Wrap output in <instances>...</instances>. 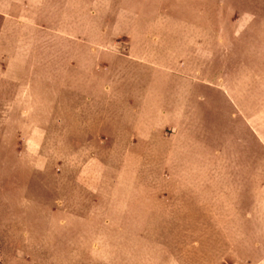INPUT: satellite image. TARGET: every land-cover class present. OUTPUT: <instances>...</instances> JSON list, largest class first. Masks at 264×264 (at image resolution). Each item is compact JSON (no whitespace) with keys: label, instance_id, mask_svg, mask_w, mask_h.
Instances as JSON below:
<instances>
[{"label":"rangeland","instance_id":"374dc122","mask_svg":"<svg viewBox=\"0 0 264 264\" xmlns=\"http://www.w3.org/2000/svg\"><path fill=\"white\" fill-rule=\"evenodd\" d=\"M29 7L0 16V264H264V0Z\"/></svg>","mask_w":264,"mask_h":264},{"label":"crops","instance_id":"0c3cea01","mask_svg":"<svg viewBox=\"0 0 264 264\" xmlns=\"http://www.w3.org/2000/svg\"><path fill=\"white\" fill-rule=\"evenodd\" d=\"M39 2L40 0H0V16L4 17V20L19 19L20 14L29 13V6Z\"/></svg>","mask_w":264,"mask_h":264}]
</instances>
